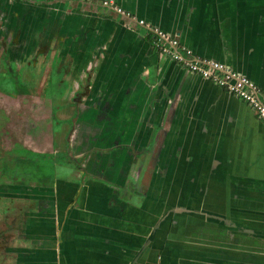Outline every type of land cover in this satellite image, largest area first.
I'll return each instance as SVG.
<instances>
[{
  "label": "crops",
  "instance_id": "1",
  "mask_svg": "<svg viewBox=\"0 0 264 264\" xmlns=\"http://www.w3.org/2000/svg\"><path fill=\"white\" fill-rule=\"evenodd\" d=\"M104 1L0 0L2 65L54 73L75 127L72 174L26 180L0 264H264V122ZM112 1L264 100V0Z\"/></svg>",
  "mask_w": 264,
  "mask_h": 264
},
{
  "label": "rangeland",
  "instance_id": "2",
  "mask_svg": "<svg viewBox=\"0 0 264 264\" xmlns=\"http://www.w3.org/2000/svg\"><path fill=\"white\" fill-rule=\"evenodd\" d=\"M35 61L36 59L35 60L33 59L32 68L29 69L28 67H24L22 69L23 72L21 73L20 72L21 68L19 69L20 66H17V68L19 69V71H17L16 69H14L15 67L14 65H13V69H10V71H8L9 67L5 68L2 65L3 58L0 57V82L4 80L5 76L7 75L5 81H3V84H1V86H3L2 89L7 87L6 90L7 91L10 90L9 94L10 95L13 94V96L26 93L27 91L26 88L28 87L30 88L32 87L30 92L33 94L41 93V86L38 87V85L39 83L45 84L48 81V79L46 78L47 69H45V67L39 70L35 69V66H34ZM43 61H45L44 58H42V63ZM28 70L36 74H39L38 77H34V79L32 80V83H34L32 86H28L27 84H25V82L21 78V74L23 76V79H25L26 81L29 78L28 75L36 76V74L29 73ZM56 79L57 77L54 76V80L52 79L50 87L55 86L56 88L61 89V90H58L57 92L55 91L56 93L63 92V90L65 89V86H62L60 80H56ZM4 96H8V95H6L4 92L0 90V98L3 99ZM17 103H16V99H12V101L9 104H7L6 102L0 103V137L3 133L8 134L10 136H13L10 138L13 139L15 143L12 147H10V149H6L2 155L0 154L1 155L0 175L1 174L12 175L13 173L15 178L17 179H19L17 175H20V177L22 178V174H23L25 175L23 176L24 178L27 177L31 181L39 180L38 179L39 176L40 178L44 177L43 179H41V181L43 182L46 179L52 180L51 178L52 175L56 174L53 170H54V164L58 161L57 156L56 155L41 156L39 155L41 154V152H36V151L35 153L33 152L36 145L33 146V149L22 148L23 146L21 145V142L19 140L21 139L22 141L26 143L31 140H33L34 142L36 141V143H40L39 140L43 142L44 134H46L47 136L46 145H48V149H51V145L53 143L51 139V137L53 136L52 131L56 130L59 124L57 123L55 118L51 117L50 115H48L46 118L42 116L43 121H41V117L36 116V120L34 122H31V123H34V126L30 124H25L27 122L26 113H24L23 109H21V107L18 106ZM49 107L50 105H48V108ZM54 108H57L55 104H54ZM51 110L53 109L50 107L48 109V113H50ZM37 120L40 121V124L42 126L41 129H38L39 124H37ZM61 144L62 143H60L59 145L61 146ZM59 145L54 147V151L58 150ZM5 148H6V144L3 143L2 149H5ZM40 148H43V146L41 145ZM60 151H63V148H61ZM69 173L72 174L71 171L69 170L60 171L61 175H67ZM2 181L3 179H0V196L5 193V192L2 193L1 191L4 188ZM2 201H3V198L0 197V209L1 210H2V203H3ZM3 216H4L3 213L0 212V224H2ZM4 254H5L4 250L0 249V260H3Z\"/></svg>",
  "mask_w": 264,
  "mask_h": 264
},
{
  "label": "flooded vegetation",
  "instance_id": "3",
  "mask_svg": "<svg viewBox=\"0 0 264 264\" xmlns=\"http://www.w3.org/2000/svg\"><path fill=\"white\" fill-rule=\"evenodd\" d=\"M78 1L80 3H83V4L92 3V1H83V0H78ZM104 2L109 3V4L105 5ZM104 2L101 3V6L104 9H109V10L114 11L117 14L122 15L121 13L117 12L116 7H118V6L112 0H108V1H104ZM111 2L113 4H111ZM126 18H128L131 21H135L136 22V19H135V17L133 15L130 16V17H126ZM144 23L148 24L146 21H144ZM137 24H139V23H137ZM139 26H141V25H139ZM147 34H150V33L147 31ZM177 38H178V36H177ZM3 46L4 45H2V47ZM32 67H33V62L31 63V65L28 68L30 69ZM35 69L39 70V69H42V68H37L35 66ZM20 72L22 73L23 70H21ZM29 73L36 74V73H34L32 71H29ZM46 73H47L46 74L47 76L46 75L45 76L48 79V81L43 86L41 85L43 83H39V85H38V87L41 86V93L42 94L41 93L33 94V93L30 92L32 87L31 88L28 87V88H26V90H27L26 93L21 94V95H16V96H13V94L10 95L9 94L10 90L9 91L6 90L7 87L2 89L3 86H1V84H3V81H5V79L7 77V75H6L4 80H2L0 82V90L2 92H4L6 95H8V96H4L3 99L0 98V103L6 102L7 104H9L12 101V99H16V103L18 102L17 105L20 106L21 109H23L24 113H26L27 122L25 124H30L32 126H34V123H31V122H34L36 120V116L41 117V121H43L42 116L46 118L48 115H50L51 117L55 118V120L57 121L59 126L57 127L56 130L52 131L53 132V136L51 137V139H52L53 143L51 145V149H48V145H46L47 144L46 143L47 136H46V134H44V148H42V149L43 150L46 149V150L42 151L41 154H39L41 156H46V155L47 156H49V155H56L57 156L58 161L54 164V170H53L56 174L52 175V177L55 178V176L57 175V170H55V168H57V169L60 168L61 171L62 170H66V167H67L66 165H68V163L70 164L71 162H73V161H71L73 159L72 156L68 153L69 151H71L70 147H68L67 145L70 142V138H71V135H72L75 127H74V123H73L72 119H70L71 121L70 120H68V121H60V120H58L57 108H60L61 106L59 107L58 105H56L57 108H54V101L56 102V96L58 94H60V93L63 94L64 96H66V93L70 92V91H68L65 88L63 90V92L56 93L58 91V89L55 86H51L50 87L52 79L54 80V76L55 75L51 71H46ZM38 75L39 74H36V76H33V75L29 76L28 75L29 78L27 79V81L25 79H23L22 74H21V78L25 82V84H27L28 86H32L34 84V83H32V80L34 79V77H38ZM80 95H81L80 93H77L76 96L81 97ZM48 105H50V107L53 109V110H51L50 113H48V109L50 108V107L48 108ZM22 106H24V107H22ZM69 107H71V106L65 105L62 109L69 110ZM66 123H67V128L65 126ZM37 124H39V128L38 129H41L42 126L40 124V121L37 120ZM53 127H52V129H53ZM57 130L61 132V135L59 137H57ZM10 137H13V136H10V135L5 134V133H3L1 135L0 142L2 144L3 143L6 144V148L2 149V144L0 143V154L1 155L5 152L6 149H10V147H12L15 144L14 140L11 139ZM19 141L21 142V145L23 146L22 148L31 149L30 146H28L26 142L22 141L21 139ZM60 143H62L61 146L59 145ZM57 145H59V149L63 148V151H61L63 154H53L54 147L57 146ZM51 150L53 152H51ZM1 155H0V157H1ZM20 172H21V170H20ZM12 176H14L13 173H12V175H10V174H1L0 175V179H3L2 184L4 185V188L1 191H2V193L5 192L3 195L0 196V197L3 198L2 210L0 209V212H2L3 215H4L3 216V220H2V224H0V249L4 250V251L6 250L5 247H4V245H5V237L3 236V233H2V231L4 229V226L5 227L8 226V227H12V228L19 226L18 219H17L16 222H14L13 220H8L7 221V219H9V211L10 210H18L19 209L18 213H17V214H19V211L21 213L22 210H24V208H22V204H20V202L22 201V199H24V196H25L24 185L25 186L27 185V184H25V182H27L25 179L29 180L27 177L24 178L23 176H25V175H23V174H22V178L23 179L20 177V175H17L19 177V179L15 178V176L14 177H12ZM42 178H44V177H41V178H40V176L38 177V179H42ZM45 181L48 182L50 180L46 179ZM37 190H38V188L36 190H31V191L36 192ZM4 257H5V254H4ZM1 261H3V260H0V262Z\"/></svg>",
  "mask_w": 264,
  "mask_h": 264
},
{
  "label": "built area",
  "instance_id": "4",
  "mask_svg": "<svg viewBox=\"0 0 264 264\" xmlns=\"http://www.w3.org/2000/svg\"><path fill=\"white\" fill-rule=\"evenodd\" d=\"M104 4L108 5L109 3L104 2ZM111 4L113 3L111 2ZM116 9L123 16H131L122 8L116 7ZM136 22L153 35L154 44L162 55L170 57L191 73L211 81L234 97L246 102L257 117L264 122V100L261 90L253 81L233 71L220 61L195 56L190 49L183 46L176 36L156 27H151L149 24H145L143 20Z\"/></svg>",
  "mask_w": 264,
  "mask_h": 264
},
{
  "label": "water",
  "instance_id": "5",
  "mask_svg": "<svg viewBox=\"0 0 264 264\" xmlns=\"http://www.w3.org/2000/svg\"><path fill=\"white\" fill-rule=\"evenodd\" d=\"M188 49H190L189 47H187ZM191 50V49H190ZM192 51V50H191ZM192 53H193V51H192ZM194 54V53H193Z\"/></svg>",
  "mask_w": 264,
  "mask_h": 264
}]
</instances>
